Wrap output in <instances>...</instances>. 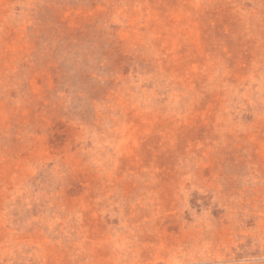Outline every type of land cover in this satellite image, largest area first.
I'll return each mask as SVG.
<instances>
[{
	"label": "rangeland",
	"instance_id": "rangeland-1",
	"mask_svg": "<svg viewBox=\"0 0 264 264\" xmlns=\"http://www.w3.org/2000/svg\"><path fill=\"white\" fill-rule=\"evenodd\" d=\"M0 264H264V0H0Z\"/></svg>",
	"mask_w": 264,
	"mask_h": 264
}]
</instances>
